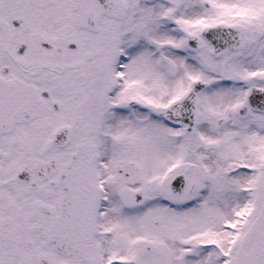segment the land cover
<instances>
[{"label":"snow or ice","instance_id":"obj_1","mask_svg":"<svg viewBox=\"0 0 264 264\" xmlns=\"http://www.w3.org/2000/svg\"><path fill=\"white\" fill-rule=\"evenodd\" d=\"M0 264H264V0H0Z\"/></svg>","mask_w":264,"mask_h":264}]
</instances>
